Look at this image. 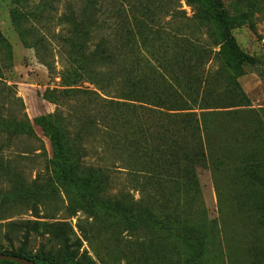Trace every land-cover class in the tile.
<instances>
[{"label":"rangeland","instance_id":"1","mask_svg":"<svg viewBox=\"0 0 264 264\" xmlns=\"http://www.w3.org/2000/svg\"><path fill=\"white\" fill-rule=\"evenodd\" d=\"M20 1L0 0V250L15 251L20 245L6 243L5 224L28 218L38 224L26 253L51 264H264V0H221L229 31L239 48L253 57L252 63L234 61L210 0H43L49 7L42 12L37 8L42 0H29L31 15ZM166 5L179 6L187 17L198 10L205 16L190 22L199 40L185 52L188 83L180 82L174 93L187 107L176 111L181 114L176 124L190 130L193 120L198 129L189 141L198 148L190 147L203 156L193 162L163 156L160 163L167 176L161 175L157 184H162L165 205L162 199L151 205V196L133 190L123 173L114 176L108 197L99 199L96 181L75 166L73 135L55 120L56 104L45 96L46 90L59 94L64 88L58 50L74 53L86 38L78 32L71 43H64L59 17L69 13L91 23L109 19L119 8L127 13L122 19L130 20L135 13L126 9L158 14ZM40 37L41 54L51 68L32 46ZM160 74L161 79L167 72ZM73 87L94 89L87 79ZM241 91L243 98L234 102ZM183 143L179 137L177 145ZM38 148L45 153L41 158L36 156ZM189 154L195 158L193 151ZM92 160L97 162V156L84 158ZM37 175L43 192L53 187L61 200L34 214L26 203L35 193L31 184ZM68 194L93 201L100 218L101 234L93 249L82 241L87 251L82 255L54 243L47 226L64 219L77 233L76 217L65 211ZM128 203L144 211L130 224L133 231L127 228Z\"/></svg>","mask_w":264,"mask_h":264},{"label":"trees","instance_id":"2","mask_svg":"<svg viewBox=\"0 0 264 264\" xmlns=\"http://www.w3.org/2000/svg\"><path fill=\"white\" fill-rule=\"evenodd\" d=\"M187 1L194 3V0ZM39 3L38 12L48 9L47 1ZM20 4L27 7L26 14L33 13L29 0H21ZM210 5L222 31L224 46L234 61L254 62L251 55L239 48L230 33L221 0H210ZM163 8L158 14L140 11L137 7L126 9L135 13L130 20L122 19V13L126 16L127 13L119 8L113 10L109 19L96 18L91 23L76 16L78 20L73 19L69 13V16L59 17L64 25V43H71L74 36L78 37V32L86 34V38L74 53L58 50L62 62L59 73L64 88L59 94L57 90H46L45 96L56 104L55 120L64 131L73 135L78 154L75 166L96 181L99 199L108 197L114 176L123 173L133 190L151 196V205H155L158 199H162L165 205L167 201L162 193V184H157L162 180L161 175L167 176L160 163L163 156L178 157L185 162H193L203 156L198 149L190 147V136L193 140L198 129L193 126L191 116L187 115L191 121L190 130L176 124L181 115L176 111L187 107L174 93L180 82L188 83L184 77L189 62L185 52H189L192 43L199 40L190 22L205 16L198 10L187 17L179 6L166 5ZM37 19L40 22L43 16H37ZM197 23L205 26L202 21ZM42 42L44 38L40 37L32 46L38 59L51 68L52 63L41 54ZM182 54L184 58L176 60ZM160 71H166L168 76L175 75L160 79L157 76L161 75ZM82 79H87L94 89L73 87ZM68 96L74 97L67 99ZM243 96V92H239L234 102H240ZM187 136L188 141L185 139ZM179 137L184 143L178 146ZM192 146L198 148L195 144ZM38 149L41 151L36 156L41 158L45 153L42 148ZM192 151L194 159L189 154ZM93 156H97V162L95 159L84 161L85 157ZM49 161H45V168ZM38 178L39 175L32 181L35 193L27 196L26 203L34 214L41 206L61 200L53 187L47 193L43 192L45 186L37 181ZM125 210L128 214L127 228L133 231L130 224L143 216L144 211H139L133 203H128ZM65 211L68 217H76L77 233L64 219L51 221L47 226L52 241L69 247L74 254L87 252L82 248V241L93 249L92 244L101 234L95 203L87 201L84 196L69 197L68 194ZM37 224L28 218L9 220L2 236L7 244L17 241L20 245L15 251L0 250V253L20 255L37 264H51L44 258H31L26 253L25 246L37 232ZM0 263L18 264L10 260H1Z\"/></svg>","mask_w":264,"mask_h":264},{"label":"water","instance_id":"3","mask_svg":"<svg viewBox=\"0 0 264 264\" xmlns=\"http://www.w3.org/2000/svg\"><path fill=\"white\" fill-rule=\"evenodd\" d=\"M1 260H10L18 264H37L32 259L10 253H0V261Z\"/></svg>","mask_w":264,"mask_h":264}]
</instances>
